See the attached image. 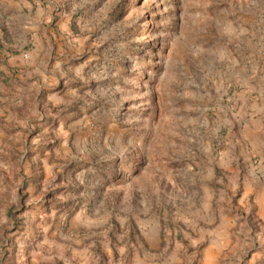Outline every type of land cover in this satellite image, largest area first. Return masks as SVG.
Returning <instances> with one entry per match:
<instances>
[{
	"label": "rangeland",
	"instance_id": "374dc122",
	"mask_svg": "<svg viewBox=\"0 0 264 264\" xmlns=\"http://www.w3.org/2000/svg\"><path fill=\"white\" fill-rule=\"evenodd\" d=\"M0 264H264V0H0Z\"/></svg>",
	"mask_w": 264,
	"mask_h": 264
},
{
	"label": "crops",
	"instance_id": "0c3cea01",
	"mask_svg": "<svg viewBox=\"0 0 264 264\" xmlns=\"http://www.w3.org/2000/svg\"><path fill=\"white\" fill-rule=\"evenodd\" d=\"M12 59H9V61H11Z\"/></svg>",
	"mask_w": 264,
	"mask_h": 264
}]
</instances>
